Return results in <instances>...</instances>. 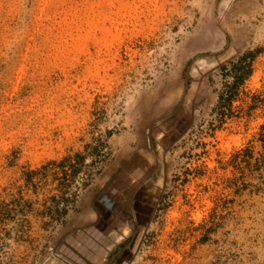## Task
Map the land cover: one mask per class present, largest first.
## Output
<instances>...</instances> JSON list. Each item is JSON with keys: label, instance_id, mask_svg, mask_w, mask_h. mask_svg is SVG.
Instances as JSON below:
<instances>
[{"label": "rangeland", "instance_id": "1", "mask_svg": "<svg viewBox=\"0 0 264 264\" xmlns=\"http://www.w3.org/2000/svg\"><path fill=\"white\" fill-rule=\"evenodd\" d=\"M0 264H264V0H0Z\"/></svg>", "mask_w": 264, "mask_h": 264}, {"label": "trees", "instance_id": "2", "mask_svg": "<svg viewBox=\"0 0 264 264\" xmlns=\"http://www.w3.org/2000/svg\"><path fill=\"white\" fill-rule=\"evenodd\" d=\"M255 57L256 52H248L237 60L220 67L221 77L225 81H232V83L224 84V90L219 95L218 107L221 109V116L224 118L231 116L232 104L237 98L239 87L244 85L252 76ZM85 160L86 158L84 156L77 154L75 157L64 159L62 162L50 163L40 171L27 174V182L30 185L34 184L36 177L40 178L41 183L44 181L48 183V179L51 177L54 184H57L56 191L59 195L51 199L55 205L54 208L49 209L53 214V218L56 220H59L67 213L66 206L71 201L68 195L71 194L73 196V193H70L71 188L73 187L74 180L81 173L82 168L80 165Z\"/></svg>", "mask_w": 264, "mask_h": 264}]
</instances>
